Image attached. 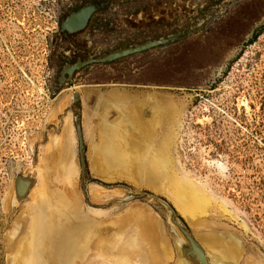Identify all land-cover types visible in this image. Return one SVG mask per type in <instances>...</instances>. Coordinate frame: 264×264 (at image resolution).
<instances>
[{
  "label": "rangeland",
  "instance_id": "rangeland-1",
  "mask_svg": "<svg viewBox=\"0 0 264 264\" xmlns=\"http://www.w3.org/2000/svg\"><path fill=\"white\" fill-rule=\"evenodd\" d=\"M61 1L0 0V219L11 220L2 234L3 264H26L21 258L29 234L35 244L40 237L39 250L46 256L50 242L59 238L61 226L51 227L56 220L65 227L81 219L103 222L137 206L153 211L152 230L174 252L165 264H175L173 240L155 203L134 200L103 208L126 196L127 188L168 202L200 242L232 255L238 252L236 264H264V0L235 2L200 32L125 59L119 77L77 89L75 102L64 94L56 97L51 89L50 43ZM209 2V7L217 3ZM152 26L131 33L134 44L175 29L160 33L161 26ZM135 105H141L140 118L152 116L170 126L175 173L209 200L195 219L164 194L163 180L152 187L100 168L104 122L125 118L123 130L140 134L131 118ZM164 109L172 114L169 122L162 117ZM76 115L88 200L80 186ZM147 136L143 138L149 143ZM17 164L30 173L34 185L11 216ZM106 260L114 262L110 255Z\"/></svg>",
  "mask_w": 264,
  "mask_h": 264
},
{
  "label": "bare ground",
  "instance_id": "bare-ground-1",
  "mask_svg": "<svg viewBox=\"0 0 264 264\" xmlns=\"http://www.w3.org/2000/svg\"><path fill=\"white\" fill-rule=\"evenodd\" d=\"M124 106V108L127 107ZM135 107L138 109L132 107L130 112L133 111V115L131 118L136 121L134 125L136 129L138 127L136 124H139L140 134L135 130H131V133L123 130V125L126 128L125 118L113 122H104L103 144L98 149L100 168L104 172L108 170L128 174L137 183H144L152 187L159 180H163L164 184L161 190H165L164 194L166 193L173 200V204L183 212L182 214L187 218L195 219L197 213H203L204 209L201 208L202 206L205 208L204 205L209 200L206 201L205 194L192 186L191 182L187 184L181 181L175 173V165H173L174 162L171 161L172 158L170 157V138L172 136L170 126L165 128L162 122L161 125L159 124L160 120L153 119V121L152 116L145 120L142 116L140 118L139 108L141 105H135ZM163 113L162 117H165V121L169 122L171 117L170 120L168 118L172 114L165 113V109ZM127 126L130 127L131 125L127 124ZM134 127H130V129H134ZM150 133L152 134L150 135ZM143 135H153V138L149 136V143H147L148 140H145ZM87 195H89L88 190ZM99 195L102 196V193L99 192ZM152 212L142 206H137L132 210L127 209L121 215L113 216L112 220L110 218L107 221L97 222L81 219L79 224L72 227H65L56 220V223H51V227L57 229L56 227L61 226L58 230L59 234L56 236L59 238H56L58 240L54 241L55 243L50 242L49 251L45 252L46 256L39 250L40 237L37 236L35 244L29 234L24 238L30 244H26L24 241L25 251L21 259L26 264H165V261L174 257V252L170 247L171 245L159 241L156 232L152 230V225L156 220ZM210 247H213V256L215 257L229 255L218 247ZM109 255L114 262L106 260Z\"/></svg>",
  "mask_w": 264,
  "mask_h": 264
},
{
  "label": "flooded vegetation",
  "instance_id": "flooded-vegetation-1",
  "mask_svg": "<svg viewBox=\"0 0 264 264\" xmlns=\"http://www.w3.org/2000/svg\"><path fill=\"white\" fill-rule=\"evenodd\" d=\"M239 1L219 0L209 7V0H62L56 9V29L50 43L51 89L56 97L64 94L72 99L76 95L78 101L77 89L91 86L89 83L115 80L125 59L200 32ZM154 24L161 26L157 32L175 29L141 43L178 36L142 53L109 63L101 61L109 53L141 44H134L131 33L150 31L146 27ZM122 29L128 33L122 34ZM71 111H76L75 104Z\"/></svg>",
  "mask_w": 264,
  "mask_h": 264
},
{
  "label": "water",
  "instance_id": "water-1",
  "mask_svg": "<svg viewBox=\"0 0 264 264\" xmlns=\"http://www.w3.org/2000/svg\"><path fill=\"white\" fill-rule=\"evenodd\" d=\"M212 4L218 2L219 0H211ZM85 19V18H84ZM178 35L169 36L167 38H161L154 41H148L138 45L123 48L114 53H109L104 56L101 61L104 63H109L114 59L123 58L129 55H134L142 53L144 51L153 49L158 46H162L172 42L176 39ZM73 101H76V95L72 96ZM74 130L77 137V152L80 165V186L84 197L88 200L87 189H86V166H85V154H84V144L81 133V123L78 116L73 117ZM35 163L33 164V168ZM22 164H17L14 168V179L12 186V194L10 197V212L11 216H15L20 205L26 199L32 185L33 178L30 176L29 172L24 173ZM123 187V186H119ZM108 188H112L109 186ZM127 195L122 198H117L106 205L103 208H108L109 206H114L115 204H125L134 200H144L147 202L155 203V209L162 215L168 231L173 240V244L176 252V263L175 264H236L237 254L232 253L227 256L218 255L213 256V247L205 245L199 242V239L195 238L194 235L187 229L180 218L177 216L174 209L168 204V202L163 199L156 197L150 193L142 192L140 194H135L131 189L127 188ZM11 222L9 219H0V264H3V231L6 226ZM228 239L227 237H223ZM202 245V246H201Z\"/></svg>",
  "mask_w": 264,
  "mask_h": 264
}]
</instances>
